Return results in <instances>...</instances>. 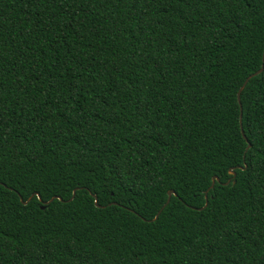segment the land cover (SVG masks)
I'll list each match as a JSON object with an SVG mask.
<instances>
[{
  "label": "trees",
  "instance_id": "1",
  "mask_svg": "<svg viewBox=\"0 0 264 264\" xmlns=\"http://www.w3.org/2000/svg\"><path fill=\"white\" fill-rule=\"evenodd\" d=\"M263 50L264 0H0V264H264Z\"/></svg>",
  "mask_w": 264,
  "mask_h": 264
},
{
  "label": "water",
  "instance_id": "2",
  "mask_svg": "<svg viewBox=\"0 0 264 264\" xmlns=\"http://www.w3.org/2000/svg\"><path fill=\"white\" fill-rule=\"evenodd\" d=\"M263 59H264V50H263V53H262V60H263ZM261 71H262V68H260V69H259L258 71H256L255 73L249 75V76L245 79V81L243 82V84L240 86V88H239V90H238V92H237V101H238L239 105H240V93H241L243 87L245 86V84L247 83V81H248L251 77L256 76V75L259 74ZM240 110H241V107H240ZM239 125H240V129H241V113H240V116H239ZM241 133H242V137H243V139L246 140V137L244 136L242 130H241ZM249 146H250V145H247V148H248ZM247 148H246V149H247ZM244 168H245V166L243 167V169H244ZM228 173H229L233 178L235 177V172H234L233 170H229ZM215 180L217 181V178L213 177V178H212V183H211V186H210V187H213V184H214ZM233 182H234V181H233ZM228 183H229V181L226 182L225 184H228ZM73 194H74V193H73ZM73 194H72V196H73ZM171 195H175V192H174L173 190H169V191L167 192V201H166V203H168V201H169ZM37 196H38V195H37ZM32 197H33V196H30V197L27 199V201H23L22 198H19V199H20V201L22 202V204H26V203H27ZM54 198H56V197H53L52 199H54ZM93 198H94V205L97 206V207H99V205L97 204V199L95 198V196H93ZM38 199H39V197H38ZM52 199H50V201H51ZM58 199L60 200V198H58ZM50 201H49V202H50ZM206 204H207V199H206V196H205V204H204V207L206 206ZM158 214H159V212L156 214V216L153 218V220H155V219L157 218Z\"/></svg>",
  "mask_w": 264,
  "mask_h": 264
}]
</instances>
